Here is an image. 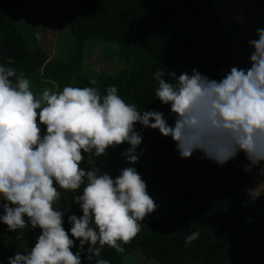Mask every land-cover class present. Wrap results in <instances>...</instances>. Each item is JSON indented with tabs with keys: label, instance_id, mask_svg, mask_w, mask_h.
Listing matches in <instances>:
<instances>
[{
	"label": "clouds",
	"instance_id": "1",
	"mask_svg": "<svg viewBox=\"0 0 264 264\" xmlns=\"http://www.w3.org/2000/svg\"><path fill=\"white\" fill-rule=\"evenodd\" d=\"M255 36L247 41V66H231L218 80L196 68L178 76L155 71V99L168 107L171 125L160 111L126 103L115 85L104 94L95 86H65L37 96L11 57L0 63V224L9 232L40 230L34 245L15 250L6 264H81L82 256L87 264H110L100 258L105 246L124 251L157 205L134 166L113 177L96 160L127 144L121 156L134 165L142 142L137 123L170 137L181 159L199 152L223 166L242 154L245 173L264 175V28ZM61 190L72 193L82 213L67 216V230ZM246 191L255 199L264 182ZM198 237L192 231L184 245Z\"/></svg>",
	"mask_w": 264,
	"mask_h": 264
},
{
	"label": "trees",
	"instance_id": "2",
	"mask_svg": "<svg viewBox=\"0 0 264 264\" xmlns=\"http://www.w3.org/2000/svg\"><path fill=\"white\" fill-rule=\"evenodd\" d=\"M217 1L61 0L58 18L50 0L41 4L0 0V63L11 57L17 71H23L30 82L48 85L50 91L95 86L104 94L115 85L126 103L160 111L171 125L168 107L155 99L153 74L164 68L178 76L196 68L210 79L220 78L232 48L226 41L225 23L215 11ZM245 6L250 19L264 25V0H246ZM55 23L65 33L53 59L39 34L49 32ZM235 30L237 40L249 48L244 33ZM98 42L117 47L116 65L122 66L117 73L86 65L87 46ZM90 79L96 85H90ZM135 128L142 142L134 165L157 208L143 219L141 231L122 253L105 246L100 258L110 264H133L131 258L141 250L147 261L156 264H264V196L253 199L246 191L258 169L245 173L242 154L223 166L203 159L199 152L181 159L170 137L142 129L138 123ZM127 147L108 149L96 166L109 174L116 164L127 167L121 156ZM182 168L187 175L179 173ZM61 191L59 206L65 210L67 230V216L82 213L72 204V193ZM192 231H199V237L186 247L184 237ZM39 234L38 228L9 232L0 224V264H6L15 250L31 248ZM81 264H87L83 256Z\"/></svg>",
	"mask_w": 264,
	"mask_h": 264
},
{
	"label": "rangeland",
	"instance_id": "3",
	"mask_svg": "<svg viewBox=\"0 0 264 264\" xmlns=\"http://www.w3.org/2000/svg\"><path fill=\"white\" fill-rule=\"evenodd\" d=\"M36 1L39 2V4L42 3V0ZM50 1L53 6V10L57 14L56 17L59 18V14L61 13L59 5L61 3V0ZM245 5L246 0H218L215 3V11L221 15L222 20L225 23L226 41L232 48V56L230 59H228L224 68L220 71V78L228 71L231 66H247V57L249 56L248 51L251 52V49L247 48L246 45H243L241 40H237L235 27L239 28L240 31L244 33V38L247 42L249 39L256 38L255 30L257 28H263L264 26L261 25L258 19H250L249 15H247L246 13ZM51 28L53 30L51 29L47 33L39 34V38L43 47L50 54V57L54 59L59 55L61 49V44L58 40L60 39V36L63 35L65 32L59 29V24L57 23L51 26ZM239 45H241V47H239ZM116 52L117 47L115 45L103 44L99 42L95 44H89L85 51V63L87 66L92 67L98 72L115 74L122 67L116 65V60L114 56ZM30 83H33L32 90L34 91V93H38V95L42 93L43 89H50L49 86L46 84L44 87L40 84H36L35 82ZM123 161L125 162L124 159ZM83 163H81V167L87 168V164L85 162ZM128 166H134L137 169L135 165L127 164V167ZM121 168L123 167H117L116 164L115 167L110 171V175L113 176L114 172L115 175L116 173L119 174V170ZM179 173L187 175L184 168H182ZM261 182H264V175H260L258 170L255 174V178L253 179V186H251V188H255ZM259 196H264V192H262ZM131 259L133 261V264H156L153 261H147L141 250H139L136 255H134Z\"/></svg>",
	"mask_w": 264,
	"mask_h": 264
}]
</instances>
